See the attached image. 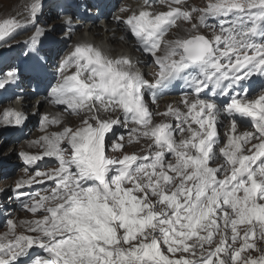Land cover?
<instances>
[{
	"label": "snow or ice",
	"instance_id": "obj_1",
	"mask_svg": "<svg viewBox=\"0 0 264 264\" xmlns=\"http://www.w3.org/2000/svg\"><path fill=\"white\" fill-rule=\"evenodd\" d=\"M258 6L262 11L250 17L252 27L239 36L231 27H223L221 21L223 35L214 34L209 39L196 34L177 40L163 58H156L160 72L154 82L136 80L131 73L121 72L118 65L122 60L109 59L91 46H76L57 65V75L70 65H75L76 73L51 87L50 97L57 105L73 110L93 109L97 102L103 104L116 98L117 105L123 109L124 121L131 114L132 121L142 124L146 129L143 135L154 138L155 150L150 162H147L149 157H141L134 168L136 155L106 158V133L112 131L116 137L114 126L122 121L101 119L97 108L96 116L83 118L84 127L75 131L66 127L63 132L52 134L54 138L43 137L46 143L43 155L58 157L60 165L48 177L56 184L52 196L60 198L63 189L65 202L47 209V214L42 204L31 209L33 214L40 212L41 219L28 231L41 235L20 234L15 239L0 240V264H24L23 257L29 254V264H217L213 258L221 253L224 258L218 264H264V247H261L264 245V159H261L264 157V85L258 98L245 96L244 102L235 94L223 105L199 97L210 85L212 97L228 96L241 88L240 81L254 74L264 78V44L245 39L249 33L264 28V0H258ZM38 7L32 5L33 18ZM252 7L257 5L250 4ZM233 10L244 11V6L221 0L209 7L213 16H226ZM174 12L175 16L172 12L161 13L154 20H147L148 14L141 12L139 18L130 17L126 23L144 49L155 56L153 50L159 47V41L154 37L162 36L166 28L161 26H171L181 15L179 9ZM206 15L200 17L199 23H192V28L198 30ZM184 19L191 23V14H184ZM21 24L12 18L0 22V39ZM63 28L68 32L75 30L71 17L65 18ZM44 38L45 31L37 28L28 42L31 52L26 53L35 56L41 65L47 64L41 54ZM70 39L71 35L65 38ZM249 51L254 55L249 56ZM225 59L226 63L222 64ZM176 79L190 84L196 94L194 99H188V93H183L186 114L180 109L170 110L179 121L178 141L174 139L176 129L171 124L148 129L152 117L143 101L145 88L151 89L155 100L156 90ZM18 80L19 69L10 70L0 78V89ZM241 89L240 95H244L247 88ZM103 107L106 110L109 105ZM222 114L232 119L226 133L227 145L219 148L225 159L218 162L214 146L220 143L216 125L221 123ZM236 114L251 117L256 133L232 135L237 131ZM9 116L14 118V125L10 126H22L26 119L20 113H5L6 119ZM47 119L42 117L44 121ZM193 123L199 128H193ZM185 132L190 135L185 137ZM254 140L260 142L253 143ZM62 141L66 142L63 149ZM108 143L123 153L122 143L113 138ZM248 144L252 145L247 148L249 153L253 149L258 151L244 155ZM167 154H172V158L168 159ZM18 155H23L29 165L42 159L40 155ZM35 175L47 174L37 171ZM27 184L30 186L32 180ZM23 186L17 185L11 198L31 199L40 195L20 192ZM29 199L22 200L27 210ZM242 225L247 226L246 231H242ZM34 246L43 254L30 253Z\"/></svg>",
	"mask_w": 264,
	"mask_h": 264
},
{
	"label": "bare ground",
	"instance_id": "obj_2",
	"mask_svg": "<svg viewBox=\"0 0 264 264\" xmlns=\"http://www.w3.org/2000/svg\"><path fill=\"white\" fill-rule=\"evenodd\" d=\"M32 1L33 0H29L26 6L30 5ZM50 1L51 0H35L33 4L37 3V5H40V7L37 8V14L35 18L32 17V7L29 10L25 11L24 14L27 16H24L23 18L19 19V21H21L22 24L20 28L14 29L12 31L13 37L27 35L29 31L32 32V30L34 29L36 30L37 28L43 29L45 31V35L50 36L52 31H58L61 28H63V24L65 23V21H60L55 26L51 27V26H48V20L44 18L45 16L44 6L46 2L49 3ZM19 2L20 0H0V4L2 5L4 4L5 7H7V9L16 8ZM60 2L61 1H59V3ZM49 4H53V2ZM139 9H142V5H139ZM53 13L60 14L59 8L58 9L54 8ZM127 15L134 16L135 9L131 8ZM114 18L116 19L118 17L115 16ZM172 32L173 30H171L169 35H171ZM77 34H80V37L78 39V44L84 43L85 45L91 46L96 50H100L102 54L109 59L122 60L123 63H121L120 66L124 67L125 72L133 73L132 76L133 78H136V80L144 79V80L150 81V74L152 75V73L148 74L147 72H144V70L147 67L146 66L147 61H149L148 58L150 57L146 58V57L141 56V55L147 56L148 52H145L143 47H141L138 43L130 39L129 27L126 26L125 23H122V22L121 23H118V22L111 23L110 26L107 28L106 33L104 34L103 32H99L97 29H95V27L92 26L88 31H85L84 29L77 27L75 28L74 31H72L68 35H71V39H72L73 36ZM189 36L191 35L189 34L186 38H188ZM66 37L67 36L65 32L59 38L60 41L56 42L57 45H60L58 49H62L65 47V45H67V40H65ZM3 39H0V44L2 43ZM167 39H169V37H166V40ZM23 47L25 48L26 45H24ZM27 47H30V45H28ZM73 49L74 47L72 48L71 51H74ZM156 50H157L156 53H159V52L162 54L164 53V50L161 48H157ZM164 56L165 55H162V57L160 58H163ZM127 61H130V63H128ZM156 72L157 70L155 69L154 73ZM4 74L5 72H3V69H2V75ZM85 78L87 79V77ZM27 92H30V91L28 90ZM254 92L252 93L247 92L245 96L247 98H251L253 97ZM167 100L168 101H164L165 103L162 106L155 105L152 99L145 98L143 100L147 104L149 108V112L152 117V123L148 125V129H151L153 125H158L162 123L171 124L172 127L176 129V125L179 123V121L176 118V116L171 114L170 110L174 111L176 109H180V107L183 105V100L180 98H169ZM97 103L98 104L95 106V108L100 109L99 115L101 119H107V120L119 119L122 121L121 124L114 126V129L118 128V130L121 133L116 135V137H113V136L111 137L113 139H116L117 142H120L124 145L123 150L126 148H135L136 150H139L143 155L147 157H151L152 152L155 150L154 138L145 137L143 135V132L146 130L145 127L142 124H137L136 122L132 121L130 118V114H129V119L127 121H124L123 109L113 104L112 102L111 103L103 102V104L109 105V107L106 110L103 107L102 103L100 102H97ZM31 107H33L32 112H31ZM95 108H94V114L91 117H94L97 115ZM38 109L39 111L34 116V113ZM12 112L20 113L25 118L27 117L23 121V123L26 122V125L30 130L33 128L32 124L34 120L38 119V121H36L35 123L37 126V129L32 130V136H31L32 140L30 142L25 143L24 145V147L28 150L31 156L40 155L42 153V150L46 148V143L42 139L43 137L45 136L52 137V134L63 132V130L66 127L75 131L76 129L85 126L83 124V118H90L87 116V108L73 110L72 108H69L66 105H57L54 99L51 97H47L44 99L38 96L33 101H31L29 98H26L23 101V103L17 102V103L11 104L10 106H6L2 108V113L0 114V126L3 128L2 134L4 137L6 135L7 129L11 127L10 124L12 125L14 123V118L9 116L6 119L5 113H12ZM44 116L48 117L47 121L42 120V117ZM53 120L58 121V123H52L51 121ZM89 122L91 123L92 121L89 120ZM221 124L222 126L224 125L223 120H221ZM222 126H219L217 128L218 137L222 139L226 138L228 140V135L226 133H228L229 128L223 129ZM184 127L187 128V125H184ZM244 132H249V131L248 130L236 131V133H233L232 135H240ZM176 133L177 134L174 137V139L178 141L180 139L179 129H176ZM189 135H190L189 133L185 132V137ZM121 136L123 137L122 140L119 139ZM124 136H128V137H124ZM42 142H44V144ZM7 144H8L7 141L1 144L0 150H2ZM65 147H66V142L62 141L61 148L63 149ZM8 149H11V150L8 151L6 155L15 154L16 151L14 152L12 148H7L6 150ZM246 149L247 147H245L244 150ZM120 153H121L120 150H114L113 147L105 141L106 158L108 157L119 158ZM168 155H170L172 158V154H167V156ZM65 158L67 159V156ZM17 161L18 159L15 156L11 162L14 163ZM115 167H119V165H116ZM2 172H3V168H0V176ZM109 175H111V173H109ZM33 178L34 176L27 174V175H24L21 180L22 182H27L29 180H32ZM35 179H37V182L44 180L42 176H36V175H35ZM15 182H18V181H15ZM9 183L10 182H6V183L0 182V185H3L0 187L1 195L8 191L9 188L7 187V185H9ZM55 186L56 184L54 180L50 179L48 188L46 190H43L37 193H40L41 197L43 196L46 197L43 200L55 205L61 202L65 195L64 190L61 189L60 198L53 197L50 191H52V189L55 188ZM11 209L12 210H11L10 215L12 219L16 221V229H17L18 228L17 222L19 220V216H18L19 206L14 205L11 207Z\"/></svg>",
	"mask_w": 264,
	"mask_h": 264
},
{
	"label": "rangeland",
	"instance_id": "obj_3",
	"mask_svg": "<svg viewBox=\"0 0 264 264\" xmlns=\"http://www.w3.org/2000/svg\"><path fill=\"white\" fill-rule=\"evenodd\" d=\"M29 0H20V2L18 3V6L16 8H12V9H7V7H5V5L3 4H0V22H2L3 20L5 19H17L19 20L20 18H23L24 16H27L24 14L25 11L29 10L33 3L35 2V0H33L31 2L30 5L26 6L27 2ZM258 0H228L229 3H233V2H236V3H242L243 5H247V4H251L253 2H257ZM53 2V4H49ZM221 2V0H193V6H198V7H201V8H206L208 11H209V7L211 4L213 3H219ZM49 3L46 2L45 6H44V18L48 20V26H55L58 22L60 21H65L64 17L61 15V14H58V13H53V9H58V0H51ZM140 3V2H139ZM37 4V3H36ZM129 5H127L126 9H128ZM184 8L186 7L185 5L183 6ZM43 15V14H42ZM229 15V13H228ZM226 15V16H228ZM224 15H221L220 17H226ZM218 17V16H216ZM197 18L198 16H196L195 18V21L197 22ZM184 19H179L176 21L175 23V27L173 28V32L171 35H169V39H167L166 41H164V45L163 47H165V49L167 48V52L169 51V48L172 47L173 44L176 43L177 40H183L185 39L189 34L192 36V35H195L196 32L193 31L194 29L192 28V24H188V23H184ZM67 31L64 30V28H61L60 30L58 31H52L51 32V35L50 36H46L45 35V38H48L50 37L51 39H53L54 41H58L59 38ZM101 32V31H99ZM36 33V30H32L29 31V33L27 35H22V36H15L13 37V32H11L9 35H7L2 43L0 44V77L4 76L2 75V69H3V72H5V74L7 72H9L10 70H13V69H17L16 66L19 65V63L17 62L18 60H21L25 57V52L21 50V48H18L17 45L18 43L23 40V38H27L28 39L31 37H33ZM78 35V36H77ZM75 36H73V38L69 41V45L75 43L79 37H80V34H77ZM190 37V36H189ZM177 38V39H176ZM175 39V40H173ZM172 43V44H170ZM72 48V47H70ZM166 52V53H167ZM114 53V52H112ZM16 54H18L19 56L16 58ZM160 54L159 53H156L155 54V58H159ZM149 65L147 66L148 68L147 69V72L148 74L152 73V75L150 74V81H155V79H157L158 77V74L157 75H153L154 73V64L152 63V61L149 60ZM157 69L160 71V67L157 66ZM158 71V73H159ZM30 88L28 87L27 90H29ZM6 92H3V93H0V96L2 95H5ZM35 98V97H33ZM189 99V98H188ZM183 102H184V99H182ZM164 103L160 104V105H163ZM10 106V104H7V103H2L0 104V114L2 113V107H6V106ZM32 108L31 107V112H32ZM183 107L181 106L180 107V110H182ZM230 128V125H225L224 129H227V128ZM199 128V127H198ZM197 128V129H198ZM244 130H247V129H244ZM2 131H3V128L0 126V145L3 144L4 142V136L2 134ZM241 131V130H240ZM175 137V135H174ZM31 138L30 136L28 138H26L24 141H22L19 146L22 148L24 147L25 143L30 141ZM222 144H224V146L227 145V139H223V141L221 140ZM11 144L8 143L2 150H0V168H3V172L0 176V182H12V181H15V178H17V176L15 177H10V175H13L14 174V171L13 170H9L7 167H5L3 165V162L4 160H7L9 161L10 164L12 165H17L16 167V172L21 169L23 166L22 165H19V161L17 162H14L12 163L11 161L13 160V158L15 156H12V154H9V155H6L8 151H10V149L6 150ZM247 148H251V146H248ZM13 150V148H12ZM124 153L126 155H137V156H141L142 153L139 151V150H136L135 148H126ZM251 153H249L247 150L245 151L244 155H249ZM8 156V157H6ZM11 157V158H10ZM17 158V156H16ZM18 159V158H17ZM10 185V184H9ZM7 185L8 188H10V186ZM3 186V185H0V187ZM11 192H7V193H4L2 195H0V230H1V227L3 225H9L8 223H6V221L8 220H11L9 219V214H10V209L9 208H6L7 205H11V204H14V199L11 198L13 197V195L10 194ZM12 221V220H11ZM242 228V231H246L247 230V226H240ZM244 227V228H243ZM251 239H254V237H250V240ZM0 240H4L3 236L1 235L0 233ZM261 247H264V245H261ZM30 253H34V254H43V251L41 249H39L38 247H36V249L33 251V252H30ZM243 255V254H242ZM224 257V253H221L219 254L218 257H215L213 258L214 261L217 262L218 264V258H222ZM31 259V254H29L28 256L24 257L23 260H24V264H29V260Z\"/></svg>",
	"mask_w": 264,
	"mask_h": 264
},
{
	"label": "clouds",
	"instance_id": "obj_4",
	"mask_svg": "<svg viewBox=\"0 0 264 264\" xmlns=\"http://www.w3.org/2000/svg\"><path fill=\"white\" fill-rule=\"evenodd\" d=\"M255 151H258V149H255ZM238 195H242V193L238 194Z\"/></svg>",
	"mask_w": 264,
	"mask_h": 264
}]
</instances>
